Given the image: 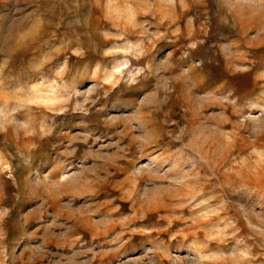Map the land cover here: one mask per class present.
<instances>
[{"label":"clouds","instance_id":"clouds-1","mask_svg":"<svg viewBox=\"0 0 264 264\" xmlns=\"http://www.w3.org/2000/svg\"><path fill=\"white\" fill-rule=\"evenodd\" d=\"M0 264H264V0H0Z\"/></svg>","mask_w":264,"mask_h":264}]
</instances>
